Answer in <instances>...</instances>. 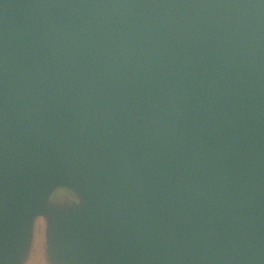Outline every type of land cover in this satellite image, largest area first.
Instances as JSON below:
<instances>
[{"label": "water", "instance_id": "95a60500", "mask_svg": "<svg viewBox=\"0 0 264 264\" xmlns=\"http://www.w3.org/2000/svg\"><path fill=\"white\" fill-rule=\"evenodd\" d=\"M60 187L50 264H264V0H0V264Z\"/></svg>", "mask_w": 264, "mask_h": 264}, {"label": "rangeland", "instance_id": "374dc122", "mask_svg": "<svg viewBox=\"0 0 264 264\" xmlns=\"http://www.w3.org/2000/svg\"><path fill=\"white\" fill-rule=\"evenodd\" d=\"M79 198L71 190L60 187L56 189L49 198L51 212L49 215H40L35 219L32 230V242L26 253V258L21 264H50L46 254L48 245V225L53 228L64 229L68 222L78 218L80 213ZM63 227V228H62Z\"/></svg>", "mask_w": 264, "mask_h": 264}]
</instances>
